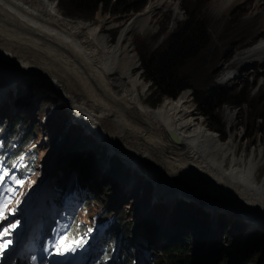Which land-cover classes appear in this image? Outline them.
<instances>
[{"label": "rangeland", "instance_id": "374dc122", "mask_svg": "<svg viewBox=\"0 0 264 264\" xmlns=\"http://www.w3.org/2000/svg\"><path fill=\"white\" fill-rule=\"evenodd\" d=\"M51 1L57 4V7L66 18L81 19L84 21L96 20L97 23L103 22L107 26H112L113 24H123L134 15L142 12L150 0H129L130 2L145 1L143 7L139 11L129 12L118 11L119 8H117L118 6L114 3L115 0H113L106 9L99 6L94 14L73 13L72 9L68 7L64 1L62 3L59 2L60 0ZM237 1V3L232 4L231 0H164L148 22V27L146 29L130 31L128 34L124 35V38L121 37L119 39L118 44L122 43L123 46L128 45L130 51L137 56L136 82L139 84L141 96L149 103L150 107L156 108L166 102L175 105L178 101H181L180 99H187L183 101H189V105L194 107V109L185 119L184 126L187 129H191L198 125L203 129L205 134L210 135L213 140H216V148L221 151L222 154L227 155V158L223 161L225 167L231 164L234 158L241 160L246 158V160L248 159V170L252 168L253 173L255 160L261 161L264 159V139H262L264 137V0ZM188 18L191 20V29L194 32L195 39L201 37L200 33L202 34L203 29L207 40L205 45L197 50L196 54L187 59L183 66L179 68V74L186 77L191 85V88L188 89L190 97H180L176 99L165 98L152 87L149 80L144 78L141 56L147 57L150 53L160 49L168 35L177 30ZM117 31L118 28L116 27L109 31L115 44L116 40L114 38ZM2 55L1 53V63L5 60ZM19 69L20 70L17 71L10 67H3L0 65V75L8 78L10 81L19 82L9 89V95L7 94L0 102V111L3 114H8L9 120L15 116H19L22 119L31 117V119L37 121L39 111H37L38 109L36 106L38 103L40 104L43 99H46L49 105L42 104L44 108L39 120V126L45 121L47 115L51 118L48 124L45 123L41 126L42 132L38 134L36 138V143L39 144L37 154L39 161L36 165L40 171L32 177L33 181L31 184L28 183L25 187H21L16 198H12L10 208L15 211L14 213H6L7 219L0 223L2 224L0 231H2L9 225L18 222L17 227L12 229L8 236L0 238V243L11 241L4 251L0 253V262L5 259L7 254L12 252L15 247L14 243L17 240L15 235H19L18 231L21 228L20 224H22L23 227L26 219V215H24L23 212L27 211V214H30L33 209L40 211L39 208L42 207L41 209L43 210L45 219L48 220L49 213L47 209H45L43 205L34 204L39 200V197H41V200L44 202V195L48 190L49 181L58 170L59 160L62 161L67 159L66 157H60V155L74 151L80 154V159L76 158L74 160L76 161L75 168L73 166L70 169L71 171L74 170L76 174L79 175V173L83 171V160L81 157L84 158L88 153L92 154L93 160L99 164V169H95L94 166H91L88 170L92 177L87 176V178L84 179L88 190L84 192L83 198L86 199L87 194L91 190L94 194L93 197H98L103 205H109L110 210L117 213L124 212V223L120 226L119 233L128 235L130 241H128L129 245L125 253L128 254L131 252V249H133L134 255L132 259L137 260L140 256L145 257L149 254L152 258L151 264H174L169 258L173 259L176 252L170 254L166 251H162V248L156 245H159V240L165 237L166 232L162 230V228L165 227V222L167 223V229H169L168 227L172 228L175 226L173 230H177V225L172 223V213H170L176 207L179 220L178 226L180 227L184 220L187 226V230H184L183 235L180 237L182 239V249L185 247L184 249L186 252L178 253L179 255L176 256V259H179V262L176 264H185L187 259H190L192 254L190 251L193 249V245H188V243L190 242L192 244L196 240H198V244H196L197 248H195L197 252L195 260L199 259L198 264H209V260L221 264H233L240 253L244 254L241 264H264V239L261 242V240L256 238H254V240L250 238H253L255 233H250L254 231H257L256 233L258 235H264V229L258 226L252 229L253 223H249L250 228H247V230L241 229L239 226L242 220L245 221L246 218L257 216L239 213V210H236V207L233 206L232 199L229 197L230 195L227 193V195H229L227 196L220 191L223 187H220L213 177H208L207 173L202 168L195 170V176L190 175L188 177V170H192V166L189 164L182 165L181 163L177 165L179 166L177 171L181 173L182 176L178 175L175 178L171 177L170 180L169 178L166 179L161 173L157 175L155 171H152L153 174L157 175L156 179L158 183H167V185L169 184L168 186L157 184L153 179L148 182L146 177L142 179L140 178L141 175L138 176L135 174V179H138H134L135 184L138 183V185H140L138 195L131 198L130 196L132 194H125L122 199V193H120V196L112 197L113 199L117 198L113 203L109 195L113 193L112 183L115 182L114 180L116 178L113 176L112 171H110L111 167L114 166L115 171H120V174H117V176H120V186H124L122 189L123 192L129 189V187L125 188V183L127 181L133 186L132 183L135 176L132 177L129 171L123 170L124 165L122 166L120 163H123L124 157L119 152L115 151V149L119 148L124 153H130L131 155H136L143 151L138 150L139 147L134 148L133 146L126 145L121 139V136L114 134L111 128L106 129L105 132L101 127L97 126H103L104 121L103 114L99 113L100 109L94 104H91L88 109L86 106L82 108L90 118L82 116L85 114L80 112V110L77 111L75 117L70 116L71 113L69 111L72 107H66L63 102L67 101V104L70 106H72L71 102L75 105H79L76 100L84 99L86 96L89 102L93 98H88L90 95H87L84 90L75 93L77 97L75 100L71 99L72 94L69 92H67L66 98L62 99L60 94L52 93L46 89L48 85L42 77L34 73L25 72L28 71L26 67H19ZM221 76V82L218 81V83H216L215 81ZM231 76L233 78L227 83L225 80ZM212 88L216 92H223L222 96L217 99L214 97L208 100L209 106L198 105L195 99L201 96L202 93L200 92H206L207 94V91ZM22 92L25 94L21 95ZM157 95L159 96L158 102ZM208 97L209 94L206 95V98ZM217 101H220L219 105ZM121 108V113H123L122 120L129 121L131 126L141 131L142 136L145 135L148 137L147 139L150 140L152 138L150 126L143 123L140 118L133 116L132 113H125L127 109ZM203 110L207 112V115H203ZM256 114H261V118L255 120L254 116H256ZM105 117L107 118L106 114H104V119ZM74 118L77 120L84 118V124L88 126L91 125V121H94L97 123L96 126L99 130L95 128L94 133H92L91 131L93 128L88 127L85 130L84 127L80 125L81 123H74L67 126L70 121H76ZM217 118L220 120V124H215L214 120ZM26 127H28L27 124ZM104 127H108L107 124H105ZM209 129L213 130V133H211ZM214 129H218L219 132H216ZM84 132L86 133L83 134ZM95 133L97 134L96 137ZM50 135H54V138L50 140V142H52L51 144L47 141ZM71 138H73L74 141L64 153V149H66V145L69 144L68 141H70ZM108 144L110 146H108ZM245 147H247L246 150H244ZM256 147L258 148V152L254 160L253 154L257 149ZM50 148L51 150L48 152ZM106 155L112 157V162L110 161L108 165L109 168L104 170L107 161H109L106 157L104 158ZM140 156L139 154L136 157L142 159ZM68 164L69 160L67 166ZM135 167L136 168L130 167V169H134L135 171L139 165ZM160 168L163 169L162 171H165L162 165ZM140 169L139 167L138 171ZM143 173H145L144 170ZM163 173L168 177V171ZM260 174L259 181H264V163ZM184 176L187 178H184ZM88 177L91 178V181ZM108 177L112 181H106ZM240 182L242 183L243 180H240ZM153 185L165 192V201L159 202L155 199V193L152 190ZM218 187L220 190L217 189ZM35 190L36 193H33ZM58 190L61 191V189ZM116 193L115 191L114 194ZM27 196L31 197L26 202ZM169 196L177 200V202L174 201L171 206L165 204ZM105 197L108 199H105ZM29 200H31L32 203H30ZM41 200L37 203H42ZM88 200H91L90 197ZM242 201L245 202L247 200L243 199ZM111 203L114 205H111ZM157 203L161 204L157 207L159 209V217L163 220V222L160 221L162 223L161 227L160 223L153 221L152 223H147V217L150 212L144 209L148 204ZM91 204L92 201L88 204L87 220L89 221H92L91 213L94 210L93 204ZM37 206L40 207L38 208ZM57 208L58 205L55 206V211ZM180 210H182V212H179ZM89 211L91 213H89ZM147 212L149 214H147ZM217 212L221 213L219 219H217L218 223L212 224L211 214ZM141 213L144 214L143 217L145 222L143 219H139ZM80 214V217H82L83 214H86V211L80 209ZM10 218H15L16 220L7 221ZM178 220L176 219V222ZM194 220L198 221L200 224L198 223V226L192 225L191 222ZM200 225L205 226L207 228L205 231L210 230L212 234L204 238H201L202 236L200 235L199 237L195 235ZM124 226L129 227L126 228ZM217 227H219L218 231ZM87 234L88 240L81 249L92 242L94 245L97 244L99 238L98 228L93 226L88 230ZM44 236H46V230ZM49 236L51 235L49 234ZM43 243V240L39 241L33 253L27 252L26 250L21 251L19 259L15 256L10 264H44L46 261L51 264L45 257L47 248L43 247ZM45 245H49L48 242L45 241ZM144 245L147 249L142 248ZM51 246L52 245H50V247ZM102 247L103 246H101V248ZM107 247L109 246H106V248ZM204 256L205 260L203 259ZM57 257L58 255H56V258ZM75 260L76 259H73L72 261ZM94 263H96V261H94Z\"/></svg>", "mask_w": 264, "mask_h": 264}, {"label": "bare ground", "instance_id": "6f19581e", "mask_svg": "<svg viewBox=\"0 0 264 264\" xmlns=\"http://www.w3.org/2000/svg\"><path fill=\"white\" fill-rule=\"evenodd\" d=\"M163 2L164 0H150L142 12L134 15L127 22L107 26L103 22L97 23L96 20L84 21L66 18L57 4L51 0H0V56L2 53L5 58L4 62H0V65L17 71L20 70L19 67H26L28 71L25 72L42 77L48 85L46 89L52 93L60 94L62 99H65L67 92H69L72 94L71 99L75 100L77 98L75 93L80 90H84L87 95H90L88 98L93 99L89 102L87 96L84 99H77L79 105L71 102L72 106H70L67 101L63 103L68 108L72 107L69 111L70 116L75 117L77 111L80 110L86 115L82 116L87 118L90 116L83 111V106L88 109L91 104L96 105L100 109L99 113L103 114L104 125L100 126L91 121V125L88 126L84 124V118L80 120L74 118L76 121H70L67 126L81 123L80 125L85 130L88 127L93 128L92 133H94L95 128L99 130L97 126L101 127L103 131L111 128L114 134L121 136L126 145L134 148L139 147L138 150L143 151L139 153L142 159L136 157L139 154H126L119 148H114L115 151L123 155L124 161L120 164L124 165L123 170L130 172V176L141 175L140 178L146 177L148 182L153 179L157 184L164 186L167 183H158L156 179L159 173L170 180L171 177L182 176L177 171L179 167L177 165L181 163L192 166V170H188L189 175L186 174L188 177L190 175L195 176V170L202 168L208 177H213L218 185L223 187L221 190L219 187L217 189L225 195L227 193L230 195L227 196L232 199L233 206L239 210V213L257 216L246 218L245 221L242 220L239 224L241 229L250 228L249 223L254 224L252 229L255 226L264 229V181H259L264 159L255 160L258 148L256 147L257 149L253 154L255 160L253 173L252 168L248 170V159L246 160V158L242 160L234 158L231 164L225 167L223 161L227 155L222 154L216 148V140L205 134L198 125L191 129L184 126L185 119L194 109L189 105V101L181 100L175 105L166 102L159 107L152 108L139 92V84L136 82L138 58L130 51L128 45L123 46L122 43L118 44V42L121 37L124 38V35L132 30L146 29L148 22ZM231 2L235 4L238 1L231 0ZM114 27L118 28L114 38L116 44L110 35L111 33H109ZM17 83L19 82L10 81L0 75V102L8 94L9 89ZM121 107L127 109L124 110L125 113H132L133 116L140 118L143 123L150 126V133L152 134L150 140L147 139V136H142L141 131L131 126L129 121L122 120ZM104 114L107 116L105 119ZM105 124L108 127H104ZM54 135H50L47 141L52 140ZM108 146L110 145L108 144ZM246 149L247 147L244 148V150ZM105 157L109 160L107 165H104V170H107L110 161L112 162V157H108V155ZM137 165L141 168V172L138 171L139 167L135 171L130 169V167L136 168ZM161 165L165 171H168V177L163 173L165 171L160 168ZM60 168L61 164H59L58 170ZM152 171H155L157 175L153 174ZM136 175L133 178V186L128 181L125 183V188L129 187L125 192L132 194L131 198L137 196L140 189V185L135 184V180H138L135 179ZM184 178L187 177L184 176ZM240 180L243 182L241 183ZM152 190L156 200L159 202L164 200L166 194L163 190L154 185ZM33 193H36V190ZM167 199L165 204L168 206H171L174 201L177 202L171 196ZM241 199L247 201L244 202ZM39 200L34 205L42 206V203H37ZM29 202L32 203L31 200ZM157 204H148L144 209L148 212L152 211L161 205ZM148 212L147 214H149ZM220 214V212L211 214L212 224L218 223L217 219H219ZM143 215L141 213L139 219H143L145 222ZM159 221L163 222L161 219ZM177 222L172 221L175 225L179 224ZM191 223L198 226L199 222L194 220ZM164 225L166 227L167 223L165 222ZM219 227H217V231ZM206 229L205 226L201 225L200 236L205 237L212 234L210 230L205 231ZM178 239L177 237V241ZM196 243L198 244V240ZM142 248L147 249L145 245ZM141 259L144 261L143 257ZM95 264H99V262L96 261Z\"/></svg>", "mask_w": 264, "mask_h": 264}, {"label": "trees", "instance_id": "16d2710c", "mask_svg": "<svg viewBox=\"0 0 264 264\" xmlns=\"http://www.w3.org/2000/svg\"><path fill=\"white\" fill-rule=\"evenodd\" d=\"M65 2V4L72 9L73 13H84V14H94V12L101 6L103 9L108 8V6L112 3L113 0H60L59 2ZM143 2V3H142ZM142 2H136L129 0H115V4L118 6V11L120 12H129V11H139L145 1ZM62 6V5H60ZM192 24L191 20L188 18L177 30L173 31L171 34L168 35L166 38L163 46L160 49L155 50L154 52L150 53L147 57L141 56V64L143 69L144 78L146 80H149L151 82L152 87H154L161 96H164L165 98H171L176 99L180 97H190L188 94V89L191 88V85L189 81L186 79V77L181 76L179 74V68L183 66V64L186 62L187 59L194 56L201 47H203L206 43L207 37L205 36V32L202 29V34L200 33V36L198 39H195V35L193 30L191 29ZM196 40V41H195ZM187 89V90H186ZM202 93L201 96L196 97L195 101L198 105L203 106H209L208 100L212 98H219L222 96L223 92H216L213 88L209 89L207 91V94H209V97L206 98V92H200ZM25 93H21V95H24ZM19 97V95H18ZM159 100V96L157 95V102ZM180 100H187V99H180ZM40 102V101H39ZM218 105L220 104V101H217ZM42 104L49 105V102L46 99H43L40 104L36 106L38 109V120H34L30 118L22 119L19 116H15L9 120L8 114L2 113L0 111V174L2 172H7L9 169H11L13 166V170L9 172V176H14L17 179L23 180V185H14L10 179L6 177V184L8 187H12L15 189L14 194L12 193H6L5 196H11L14 198L21 187H25L28 183L31 184L33 181V178L38 173V167L36 164L39 161L38 157V145L36 143L37 135L40 134L41 126H43L45 123L48 124L51 117H46L45 121L39 126V120L43 112L44 106ZM212 109V108H211ZM203 115H207V112L204 110L202 111ZM261 118V114L254 116L255 120H258ZM48 119V120H47ZM215 124H220V120L217 118L214 120ZM26 124L28 127H26ZM216 132H219L218 129H214ZM211 133H213V130L209 129ZM73 138L68 141L69 144L66 145V149H64V153L69 148L70 144L73 142ZM51 144L52 142H48ZM37 145V146H36ZM77 149V148H76ZM51 148L48 149V152H50ZM78 150V149H77ZM60 155V154H59ZM67 158L65 160H59V164H61V168L54 173L52 178L50 179L49 186L47 187L46 192V200L49 208H52L53 206L58 205L59 202L62 201V204L68 198L71 194L73 196H78V192L81 191L82 195L83 193L88 190L86 188V183L84 182V179L87 178V176H91L90 169L91 166H94L95 169H99L100 166L97 162L93 160L92 154L88 153L85 155L84 158L81 157L83 160L82 163V172L76 174L74 170H70L73 166L75 168L76 161H74L76 158L80 159V154L77 152H70L65 153L63 155H60V157ZM69 160V164L67 166V162ZM67 166V167H66ZM6 167V168H5ZM115 167L112 166L110 171H112L113 176L112 179L115 181L112 183V190L113 193L110 195L111 201L113 203L117 200V198L113 199L112 197L120 196V193H122L121 198L125 196V193L122 191V186H120V176L117 174H120V171H115ZM117 170V169H116ZM40 171V170H39ZM115 171V172H114ZM110 175V174H109ZM88 177L91 181V178ZM95 177V176H94ZM106 179V178H105ZM106 181H112L109 177ZM69 183V184H68ZM115 185V186H114ZM58 189H61L62 194H64V197L62 199V196L60 195V192ZM117 192L114 194V192ZM76 192V193H75ZM93 192L90 190V192L87 194V198L82 200L84 202L85 207H88V204L90 201H92L93 204V211L92 213L89 211V213L92 214V222L95 223L98 226L102 227V237L103 239L99 240V245H102L105 241L104 238L107 237V242L111 241L112 244H115L117 238L120 235L119 238V244L123 245L124 248L129 245V237L125 233L121 234L119 233L120 226L124 223V212H113L110 210L109 205H103L102 201L98 199V197H93ZM130 195V194H129ZM90 197L91 200H88ZM131 197V196H130ZM30 197L27 196V201ZM107 197H105L106 199ZM62 199V200H61ZM111 203V205L113 204ZM91 204V205H92ZM113 212V213H112ZM150 216H148L147 223H160V227L162 226V223L159 221V209L155 208L149 211ZM154 212V213H153ZM176 207L173 210V213L171 214V220L173 222H176V219L178 220V214H177ZM157 214V216H156ZM173 215V216H172ZM68 216L67 214L64 216ZM157 217V218H156ZM154 220H153V219ZM38 224H40L39 217L37 218ZM185 221V220H184ZM183 221V224L179 227L177 225V230H173L174 228L167 229L166 227L162 228L163 231L166 232V235L164 239L159 240L160 244L156 245L157 247H161L162 251H166L170 254L175 253L174 258H169L172 263L176 264L179 262V259H176V256L179 255L178 253H185L186 250L183 247L182 249V239H180L181 235H183L184 230H187L186 222ZM189 221V220H188ZM76 221H71L69 226L63 224L61 221H59V227L60 231L62 229H65L68 231V236H71L74 240H83L86 241L87 237L86 235L83 236L84 230L79 227L76 230H74ZM179 223V220L177 224ZM190 223V221H189ZM126 224V223H125ZM89 227V224L86 225ZM128 228L129 226H124ZM200 229L196 230L195 235H200ZM174 231V232H173ZM257 231H254L250 234H253V238L263 241L264 235H258L256 233ZM178 235V236H177ZM177 237L179 238L177 241ZM127 238V239H126ZM201 238H204L201 237ZM202 241V240H201ZM123 243V244H122ZM190 243V242H189ZM188 245H193V249L190 251L192 252L190 259L188 258L185 264H196L195 257L197 255V252L195 251V242L192 244L190 243ZM192 247V246H191ZM199 247V246H198ZM78 248V247H76ZM197 248V247H196ZM165 253V252H164ZM194 253V254H193ZM129 257H132L133 249H131V252L127 254ZM171 256V255H170ZM244 258V254L240 253L237 257V260L233 264H241V260ZM108 259V256L104 257L101 261V263H105ZM116 259H119L121 261L127 260V258L122 256H117ZM205 260V256H204ZM203 260V261H204ZM209 264H221L217 263L215 261L209 260ZM125 263V262H124ZM161 263V262H160ZM230 264V263H228Z\"/></svg>", "mask_w": 264, "mask_h": 264}, {"label": "snow or ice", "instance_id": "6c2138e0", "mask_svg": "<svg viewBox=\"0 0 264 264\" xmlns=\"http://www.w3.org/2000/svg\"><path fill=\"white\" fill-rule=\"evenodd\" d=\"M6 177L12 181L14 185H23L24 181L17 179L14 176H9L7 172H2L0 174V221L7 219L6 213H14V209L10 208L11 196H5L6 193L14 194L15 189L12 187H8L6 184ZM18 222L9 225L0 231V238L8 236L12 229L16 228ZM85 241L83 240H74L71 236L62 235L60 236L58 242L53 244V247L56 249L57 254L63 255L65 252L74 251L76 247L81 246ZM11 243V241H4L0 243V253L4 251L7 245Z\"/></svg>", "mask_w": 264, "mask_h": 264}, {"label": "clouds", "instance_id": "9594fccd", "mask_svg": "<svg viewBox=\"0 0 264 264\" xmlns=\"http://www.w3.org/2000/svg\"><path fill=\"white\" fill-rule=\"evenodd\" d=\"M148 256H149V259H147V261H145L144 263H142V264H151V260H152V258L150 259V255L148 254ZM127 259L129 260V262L132 264L133 263V260L134 259H132V257H129L128 255H127Z\"/></svg>", "mask_w": 264, "mask_h": 264}, {"label": "built area", "instance_id": "2783aa9c", "mask_svg": "<svg viewBox=\"0 0 264 264\" xmlns=\"http://www.w3.org/2000/svg\"><path fill=\"white\" fill-rule=\"evenodd\" d=\"M232 78H233L232 76H231V77H228L225 81H226L227 83H229V80L232 79ZM221 79H222V76L219 77L215 82L218 83V81H220Z\"/></svg>", "mask_w": 264, "mask_h": 264}, {"label": "water", "instance_id": "95a60500", "mask_svg": "<svg viewBox=\"0 0 264 264\" xmlns=\"http://www.w3.org/2000/svg\"><path fill=\"white\" fill-rule=\"evenodd\" d=\"M199 252H200V251H199ZM199 252H198V253H199ZM200 255H201V254H200ZM196 256H197V255H196ZM202 256H203V255H202ZM203 259H204V258H203ZM198 260H199V259H196V262H195L196 264H198ZM202 264H203V263H202Z\"/></svg>", "mask_w": 264, "mask_h": 264}]
</instances>
